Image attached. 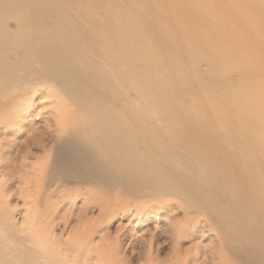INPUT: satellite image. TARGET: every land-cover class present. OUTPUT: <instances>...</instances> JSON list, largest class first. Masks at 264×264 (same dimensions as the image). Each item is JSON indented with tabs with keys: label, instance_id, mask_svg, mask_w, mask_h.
Returning <instances> with one entry per match:
<instances>
[{
	"label": "bare ground",
	"instance_id": "bare-ground-1",
	"mask_svg": "<svg viewBox=\"0 0 264 264\" xmlns=\"http://www.w3.org/2000/svg\"><path fill=\"white\" fill-rule=\"evenodd\" d=\"M218 1L219 3L215 4L214 0H0V126L12 122L8 115L11 112L7 113V109L16 107V110L19 108L21 111L27 104L31 112L24 114L23 117H28L24 122L35 125L36 119L41 115L43 125L31 131L24 140L26 144L53 140L55 136L53 126L65 128L69 124L74 127L67 131L65 142L71 143L84 128L94 139L91 143H94L103 154L99 165L96 164L97 169L108 170L109 165L110 170H115V174L119 173L117 177L121 175L119 180L114 178L115 183L112 179V184L120 187L119 189L117 187L118 193L128 198L139 199L152 194L153 188L150 183L154 181V175H142L145 170L147 171L144 169L147 158L141 156V153L138 155V151L142 152L141 148L145 150L150 145L149 139H145V136H152V130L146 129L147 132H142L146 135L142 136L138 135V130L149 119L152 121L161 119V124L162 120H165V123L173 121L174 125L168 122L170 127L165 132L175 138L171 151L175 154L174 160L178 162V167L177 164L170 163L169 159L172 170L167 169L164 175L183 174L192 178L191 169L186 167L187 163L185 165L180 163L190 159L182 150L184 148L185 151H190L189 154L194 155L188 165L196 167L202 164L201 161H211L214 169L206 168L209 176L220 178L224 168L229 179L238 181L235 186H231L233 183L231 181L226 192L232 197L222 196L224 201H235L236 204H245L251 208L247 210L244 206L245 211L240 208L238 211H242L244 216L254 223L256 228L254 229L259 232L258 236L264 238V0H244V4L239 0ZM15 57H18L19 61L13 60ZM200 63H206L208 66L206 74L211 78V82L208 83L205 79L208 85L203 84L205 76L199 72L196 76L195 72ZM234 74H240L245 78L246 84L236 82L233 79ZM40 96L44 98L39 100ZM36 97L40 98L33 101ZM56 98L61 99L60 101H72L74 108H70L69 103L68 106L55 104ZM29 99L32 100L27 103ZM40 107L42 109L47 107L46 111L49 113L42 115L40 109L33 112ZM11 118L13 119V116ZM16 126L24 127L20 126V121H17ZM4 127L6 130L7 126ZM78 128H82L79 134ZM86 128H89L90 132ZM159 130L153 132L163 135V132H160L163 128ZM19 132L4 131L0 140L13 142L15 138L13 135ZM170 140L166 139L167 142ZM0 143L2 144L1 141ZM88 143L90 147V142ZM80 144L79 148L84 142ZM74 148L76 150V147ZM81 148V151L84 150ZM66 150L67 152H60L57 149L56 161L59 159L57 157L74 152V149L68 150V144ZM93 153L87 154L92 158ZM119 157L126 162L123 160V163H120L119 159L116 162ZM9 160L11 157L6 159L7 165L10 163ZM52 164L54 167L55 163ZM204 164L202 169L205 168ZM93 168L95 167H92V170ZM85 174L88 177L91 173ZM108 178L110 179V176ZM105 179V183L108 182L109 179ZM106 188L109 190L114 187ZM165 192L168 193L167 190ZM217 196L219 199V195ZM160 197H157L158 200ZM141 214L144 216L143 212ZM11 226L18 227L16 224ZM12 239L13 243L18 241ZM226 245L230 248L229 244ZM244 246L245 244L242 248ZM14 247L16 249V246ZM236 251L233 250L235 253ZM245 251L247 249L244 253ZM239 252L242 255L243 251ZM246 257L242 260H246ZM16 259L18 264H26V260L25 262L23 260L27 258Z\"/></svg>",
	"mask_w": 264,
	"mask_h": 264
},
{
	"label": "rangeland",
	"instance_id": "rangeland-1",
	"mask_svg": "<svg viewBox=\"0 0 264 264\" xmlns=\"http://www.w3.org/2000/svg\"><path fill=\"white\" fill-rule=\"evenodd\" d=\"M239 1H241V3L244 4V0H239ZM214 2L215 4L219 3L218 0H214ZM21 54H23V52H21ZM13 60L19 61L18 57H15ZM200 64L198 65L199 68L197 67L196 69L195 72L196 76H198L197 74L198 72L199 74L205 76L206 78H203V82H204L203 84L208 85L207 83L209 81L211 82V78L206 74L208 66L206 63H203L204 65L203 64L200 65ZM237 75L238 77H236ZM239 75L240 74H234L233 79L236 80V82L239 83L242 82L246 84L245 78ZM201 79L202 78H200L199 80L200 82ZM205 79L207 83L205 82ZM40 97H36V99H33V101L34 100L37 101ZM43 98L44 97H41L39 100ZM30 100L32 99H29L27 103H29ZM60 100L61 99L56 98V101L54 103L58 105L63 104V106H68L70 104L69 107L74 108V103H72V101H63V100L60 101ZM25 105L27 110L26 108L22 109L25 110V112L22 110L21 112L19 108H17L16 110V107H12L13 110H16L15 112L10 108L9 110L7 109L6 110L7 113L8 111L11 112V114L8 113V115L12 122L9 123V125L8 123L7 125H4L7 126L6 130L3 125L0 126L2 129V130L0 129V139L4 135V131L13 130L15 131V133L20 131L18 134L13 135V137L15 138H13L14 140L13 142H10L12 144L8 143L7 141L0 140L3 144L2 145L0 143V148H1L0 149L1 150L0 151V159H1L0 160V172H1L0 173V197H1L0 198V234L1 236L3 235L2 237H4V239H2V237L0 236V245L3 246L2 248L0 247V264H18L16 259L18 257H20V259L27 258L23 260L24 262L26 260V264H40V263L41 264L44 263L45 264H49V263L50 264L51 263L52 264H239L238 262L244 259L245 256H247L248 259L246 257V260H242L243 262L240 261L241 264H247V262H249L250 264H262V263L264 264V240H263L264 238H261L260 235L258 236L259 232L255 230L256 228L255 225H253L254 223L249 221L244 216L242 211H240L241 213L238 211L240 209L242 210L244 206H245L244 208H246L247 210H251V208H249L245 204H241L242 205L241 207V205L237 203L240 206L239 207L235 203V201L226 202L222 197V196H225L227 198H229V196L232 197L231 194H228L226 192V190L228 189V187L231 185L232 182L234 184L232 183L231 186H235L238 182L235 179H229L228 174L226 173L224 168L221 173L222 176H220V178L216 179L213 176L211 177L209 176V174H207L206 171V168L207 170L214 169L213 165L211 164V161L210 160H208L207 162L201 161L200 163L202 164H198L196 167L194 165L192 166L188 165L192 162L191 159L194 155L189 154L188 152L190 151L187 150L185 151L184 148L182 150H184V152H186L187 155H189L190 159H187L185 162L180 161V163L182 165H185L187 163L186 167L191 169L190 177L193 175L192 178H189V175L186 176L183 174L182 175L172 174L170 176L164 175V171H166L167 169L172 170V167L169 166L170 165L169 159H170V163H173L174 165L177 164L178 167V162L174 160L175 154L174 152L171 151L175 142L174 141L175 138L171 137L170 135H168L169 133L167 134L165 132V130H169L167 128H169L170 125H174L175 122L168 121L170 123L169 125L167 121L165 123V120H162L163 122L161 124V119H159L158 121H152L149 119V121H146L144 123V126H141L140 129L138 130L139 136L146 135L145 133L144 134L142 133V132H147L148 130L146 129H150V131L152 130L151 131L152 136L150 137L147 135L145 136V139H149L150 145L147 146L145 150L141 148L142 152L138 151V155L140 156L139 153H141L142 154L141 156L147 158V162H146L147 164L144 165V169H147V171L145 170V172H143L142 175L145 174L154 175L153 176L154 181L150 183V186H152L151 188H153V190H152V194H150V196L148 195L147 198L146 197H142V198L140 197L139 199L138 197L128 198V196H125L123 194L121 195V193L119 194L118 189L120 187L114 184L116 182L114 181V178H116L115 180H119V178H121V175L117 177V175L119 174L118 172H116L115 174V170L113 169L110 170L111 167L107 164L106 165L109 168L108 170L104 169V171H102V168L99 170L97 169L96 164H98L99 161L103 159L102 158L103 156L101 157V155L103 154L102 151H100L97 148V146H95L94 143H91L94 142V139L92 138L91 133L90 134L87 133V131L84 128L83 130H81L82 128L81 129L78 128V134L81 130L80 134H82L83 136L79 134L73 139L74 141L71 143L65 142L66 141L65 139L68 135L67 131H70L72 127H74L71 126V124H69L68 127L65 128H63L62 126H60V128L57 126H53V128H55L54 131L55 136L52 138L53 140H47V141L45 140L43 143L29 142L26 144L24 140H26V138L29 136L31 131L34 130L37 126L41 127L43 125V122L42 120H40L42 117L40 115L39 118L36 119L37 123H35V125L34 124L30 125L28 124V122L25 123L24 121L27 120L28 117L27 118L23 117L24 114L31 112V109L28 110V105L27 104ZM39 109L42 110L43 112V113L41 112L42 115H46L47 113H49L46 111L47 107L44 109H42L41 107L37 108L35 111L33 110V112H37ZM6 111L4 112L6 113ZM11 116H13V119L11 118ZM10 119L8 120V122H10ZM74 120L76 119L74 118ZM17 121H20V126H24V127L16 126ZM26 125L28 126V128ZM161 128H163V131L161 130ZM153 129L154 130L160 129L161 131L160 130L159 131L163 132V135L162 133L160 134L157 132H153L154 131ZM22 130L24 131L22 132ZM88 131L90 132V129ZM148 133L150 134V132ZM81 137L84 138L81 139ZM166 139L170 140V142L169 141L167 142ZM82 140H84L83 141L84 144H82L83 142L81 143ZM75 141H77L78 144H76ZM87 141L90 142V147ZM4 142L5 145L8 146L5 147ZM67 144H68V150L73 151L74 149V152H76L75 154H72L74 152H70L74 157L71 156V154H66L61 156L60 153L61 157H57L59 159H57L56 161L57 149L60 152H67L66 150ZM79 144L81 145L80 148L78 146ZM169 144H171L170 147ZM87 145L90 150L87 148ZM74 147H76V150ZM81 147H83L84 150L81 151L82 149ZM147 149L150 150L149 151L151 152L150 154L147 151ZM2 150H5V152ZM85 150H87L88 152ZM95 150L100 151L101 153ZM53 151L55 152V154ZM92 151L95 152L93 153ZM132 152H134V150ZM87 153L89 154L93 153L92 158L90 157L91 154L89 155ZM84 154L86 156H84ZM135 154L137 155V153ZM10 157L11 160H9V162L11 164L9 163L8 166L7 162L5 161L7 158L9 159ZM69 157L71 158V160ZM86 159L89 162H87ZM96 159L97 161H94ZM118 159L121 160L120 163H123V160L124 162H126V160L121 157L117 158L116 162L119 161ZM171 161H174L175 163ZM53 162L55 163L56 167L55 166L53 167L52 164ZM50 164H52V166H50ZM56 164L60 166L58 167V165ZM203 164L205 167V168L203 167L204 169L201 168ZM61 167L62 168L64 167V169L66 168L65 172L64 169H61ZM68 167L70 169H68ZM89 167H91L90 168L91 170L89 169ZM92 167H95L93 168V170L96 171L95 173L99 176H97L94 173ZM106 170L107 173L105 172ZM99 171L101 173H99ZM83 172L84 174L89 172V174L91 173L90 174L91 176L93 174H95L96 176L93 175V177H90V175H88L89 177L88 178L86 177L87 176L86 174L85 175L82 174ZM180 172L181 171H176V173H180ZM47 175L50 176L48 177ZM104 175L105 177H103ZM202 175H204L205 177H203ZM67 176H69V178H67ZM107 176L108 177L110 176V179ZM64 177H66V179ZM105 178L109 179L108 182L106 183H105L106 181ZM197 178L199 181L197 180ZM99 179L102 180L100 181ZM112 179L114 181L113 184H112L113 182ZM187 180L189 181L187 182ZM200 182H203V184ZM224 185L225 187L223 188L222 186ZM107 186H113L114 188L108 190L106 188ZM155 186H158V188L161 186L160 187L161 189L159 190ZM191 186L193 187L191 188ZM200 186H202V188ZM162 187L165 188L163 189ZM178 189L180 192L178 191ZM186 189H188L189 191ZM166 190L168 191V193L170 192L172 194L170 193L166 194L165 192ZM156 191L159 193V195ZM160 192H162L163 195L160 194ZM197 193L199 194L197 195ZM183 194L185 195V198H183L184 197ZM195 194L197 196V199ZM217 195H219V199ZM158 196L159 197L161 196L159 198L160 200H158L157 198ZM122 199L123 200L125 199V201H123ZM140 203L143 206H141ZM146 203L149 204L147 205ZM151 203L152 205H150ZM217 206L220 207V209ZM234 207L237 210H235ZM168 208L170 210H168ZM153 209L155 210L153 211ZM165 209L167 212L165 211ZM230 211H232L233 214ZM243 211L245 210L243 209ZM142 212L144 216H141ZM217 214L219 217L220 216L221 217L219 218ZM235 215L237 217H235ZM210 217H213V219H211ZM91 220L93 221V223ZM230 221L232 224L230 223ZM10 223H12L11 225L16 224V226L18 227L11 226ZM241 226H242V231H241ZM15 228L17 229V232ZM85 228L87 229L85 230ZM133 230L135 231V233H133L134 232ZM251 230H253L254 232L252 231L253 232L252 233ZM18 235L19 237H17ZM12 238H14V241L16 240L18 241L13 243ZM17 238H20L21 240L23 238L25 242L23 240L21 242V240ZM255 238L258 241L255 240ZM32 239H34V241ZM40 239H42V241ZM40 241L42 243H40ZM26 242H28L29 244H27ZM225 242L229 244L230 248L233 247L234 249L232 248L231 250L230 248H228ZM14 244H19L22 247L19 245L18 247L17 245ZM230 244H232V246H230ZM244 244L245 246L243 248L246 247L245 249L242 248V245ZM235 245L237 247H235ZM252 245L254 247H252ZM14 246H16V249ZM33 246L34 248H32ZM240 246H241V250H240ZM102 247L104 249H102ZM35 248H37V250ZM25 249L28 252H26ZM246 249L247 251H245L244 253V250ZM7 250L9 251L7 252ZM21 250H23L25 253H23V251ZM233 250L234 251L238 250V252L236 251L235 253L233 252ZM239 251H243V253L241 252L242 255L240 254ZM249 253L251 256L249 255ZM37 255H39V257ZM47 257H49L50 261ZM7 260H11V262H7ZM5 261L7 263H5Z\"/></svg>",
	"mask_w": 264,
	"mask_h": 264
}]
</instances>
